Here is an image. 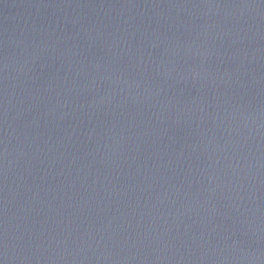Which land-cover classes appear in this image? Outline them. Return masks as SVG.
I'll use <instances>...</instances> for the list:
<instances>
[{"label": "water", "instance_id": "water-1", "mask_svg": "<svg viewBox=\"0 0 264 264\" xmlns=\"http://www.w3.org/2000/svg\"><path fill=\"white\" fill-rule=\"evenodd\" d=\"M0 264H264V0H0Z\"/></svg>", "mask_w": 264, "mask_h": 264}]
</instances>
